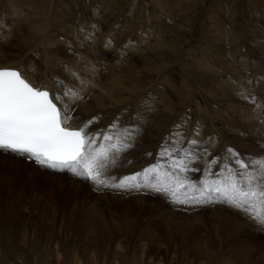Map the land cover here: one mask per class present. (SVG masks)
<instances>
[{"label":"rangeland","instance_id":"374dc122","mask_svg":"<svg viewBox=\"0 0 264 264\" xmlns=\"http://www.w3.org/2000/svg\"><path fill=\"white\" fill-rule=\"evenodd\" d=\"M49 1H51L52 3H47ZM54 1L57 2L55 3ZM70 1L73 2L72 5H70L72 3ZM76 1L77 0H0V41L10 46V52L12 56L25 54L23 57H25L26 63L28 65H39L40 68H43L44 64L46 65L47 61L48 63L55 65L54 58L58 55H54V49L56 47H52L53 39L57 38V40H61V42L65 43L71 40V42H73L75 40L76 34H78V32L80 31V28L77 26L79 22V20L77 19L84 17L85 11L90 12L88 9L82 8V5L83 7H85V5L87 6L88 3L92 0H82L84 2H82L81 0H78L77 2ZM112 1L113 0H111L110 2L112 3ZM114 1L118 2V5L117 2L116 4H114L115 2H113V5H116L115 7L118 8H116L117 12L113 13L114 11L111 10L110 3L108 5V9H110L111 11L109 10L105 12V15L107 17L109 15L110 19H112L111 17H113V15L117 13L119 16L117 14L116 16L120 19L118 21V24L120 25L118 26H124L125 22L126 24L133 23V26H138L141 31L144 30L146 34L148 33L153 37H150L148 39L151 44H156V38H158V40H160L161 42L163 41L165 43H169L170 47L173 48H169L170 50L166 49L165 53L162 54L165 55V57L162 56L156 58L159 59V63L157 64L158 66H156V70L158 71L151 74V77H153L155 80H149L150 84L152 82L151 87L149 86L151 89L148 88V90L146 91V95H148L149 97V100H147L148 103H151V101L154 100H158L157 103L160 104L167 98H169V103H174L176 101L174 104L176 105L173 112L174 115L172 114V116L176 121L178 120V125L172 132L170 131V133L163 132L164 135L162 136L164 137V139L167 140V142L171 143L174 139L182 138L184 142H186L188 136L200 135L202 132V134L205 133L204 135H206L208 129L209 131H211H208V133H210L215 139L219 140V142L224 141V139L226 140L229 134L230 136H233V134H238L241 137L245 136L243 138H246V141L248 140L247 143H250L251 141V143H253L254 139L252 137L254 136L255 138V129H250V125H252V122L256 116H260V119L263 117L264 119V94L259 95L258 93L256 97L248 98V100L250 99V101H247L246 103L235 100L233 102L231 101L228 104L222 102L221 98L218 97V95H220V81L223 83L225 82V84L223 85L224 88H226L227 79L231 81V79H233L232 76L235 78V74L237 73H240L238 76L241 77L246 76L247 78L252 79L254 76H257L262 80L264 79V45H262V43L264 42V0H181L180 2H177L179 0ZM79 3H81L80 6L78 5ZM180 3L182 6L180 5ZM58 4H60L61 7L58 6ZM133 4H135V6ZM161 5H163V7ZM41 6H44L45 15L44 13H42V11L39 12L38 10V7ZM65 6L67 9L69 7H74V11H76V13H68L69 15L66 16L67 18H63V12L66 9ZM170 7L172 9L176 8L177 10H172ZM58 10H60L62 13H59ZM120 10L121 12H119ZM171 11H174V14L173 12L171 13ZM20 13L26 15L25 18H22ZM38 13H40V15L43 17H40ZM48 13H50V17ZM46 15L48 18L46 17ZM128 15L132 16V20L131 18H126L128 17ZM138 15L142 18H140ZM35 17L41 18L40 20H42L43 18L44 22H39L40 20ZM68 18L71 20H68ZM35 19L38 21H36ZM37 22H39V25L44 23V27L45 25L46 27H50V32L41 33L38 29L39 25L34 24ZM89 24H91V22H89ZM165 25L167 28L165 27ZM76 26L78 28H76ZM161 26L165 27V29ZM222 29H224L225 31ZM254 30H256V32ZM218 31L223 34H221L220 32L218 34ZM59 32H61L62 34H60ZM165 32H167L168 35H166ZM251 32L253 33V35H251ZM254 32L256 34H254ZM40 35L41 37H43L42 39H40ZM225 36H227L228 38L226 39ZM253 36L255 38L257 36L258 37L256 39H253ZM261 36L263 37V39ZM30 38L32 39L29 40ZM77 38H79V35L76 37V39ZM39 39L41 40V42ZM144 39L146 38L136 35L134 37L132 36L129 40L131 44L137 46L138 44L144 42ZM217 39L220 40L218 41ZM36 40H38L40 43L38 41L36 43ZM213 40L216 42H214ZM224 41H226V43L228 42L229 47L228 44L226 45ZM257 42L261 43L258 45H260L262 49L257 45ZM47 43H50L51 45L49 44L48 46ZM25 44L27 45V47L24 46ZM99 44L102 45L101 40ZM225 45L227 46V49L226 47H224ZM21 46L25 47V50H23ZM50 46L52 48H50ZM69 46L71 45H69L68 43L62 45L61 54L67 55V53H70L72 56L77 57L79 53L76 52L75 49L70 50ZM237 46H240V49ZM232 47L233 49H237H234L233 51ZM223 48H225V51ZM228 50H230L231 52H229ZM226 52H229L228 54H230V56L232 55V53L233 55L235 54L237 56L230 57ZM170 53L172 54L169 55ZM240 53L242 56L240 55ZM97 54L99 55L100 59H103L99 63H102L101 65H103L104 63V65L106 66H114V64L117 63L114 58H111L112 54L105 52L103 49L97 50ZM224 55L227 56L226 59ZM166 58H168L169 60L167 59V61ZM199 58H203L202 60L205 59L204 62H208V68H211L209 69L210 72L200 71V74L204 72L212 74L222 73L226 76L221 75V77L217 79H214L215 77L210 78V81L209 79H207V77L202 78L195 76H200V74H198V63L200 60ZM213 58L214 60H211ZM161 59H164L165 61H161ZM230 59L232 60L229 61ZM131 61L133 64L135 62L137 63V60H134V62L133 59H131ZM4 62L8 61L2 59V63ZM187 63L188 65H186ZM181 64L183 65L181 66ZM137 65L141 67V62L136 64V66ZM146 66L147 63L145 62L144 67ZM161 67L165 68L163 69ZM228 67L229 69H227ZM142 68L143 67L139 69ZM165 69H172V71L165 74ZM230 69H232V71ZM159 71L161 72V74ZM60 76L57 73L55 76H53V79L54 82H61L60 85H63L67 77H64L63 75L61 77ZM183 78H186V80L188 78L187 85L183 83L185 82ZM180 80H182V82ZM262 80L258 81L259 85L261 84ZM178 82H181V84L178 85ZM190 83H192V85ZM168 86H172L170 87V89H172L173 91L169 90ZM217 86L219 87V89L218 91H215V89H217ZM250 86L253 88H258L255 82ZM212 88L214 90H212ZM169 91L171 92V94H169ZM175 92L180 94L186 93V97L182 102L180 97H174ZM172 93L174 96L172 95ZM215 96L216 98L218 97L217 100L213 99L215 98ZM258 96L259 99L257 100ZM87 99L85 100L91 104L93 103L91 97H89L88 100ZM179 102L181 103V106ZM184 103L186 104L184 105ZM186 106H188V108ZM184 108L186 110H184ZM224 110H227V112ZM257 111H259L260 114H258ZM216 115L217 117H219V119L215 117ZM208 116H210L209 118L211 120L207 118ZM196 118L198 119L196 120ZM221 118L225 119L222 120ZM221 120L223 122H221ZM244 121L246 123H244ZM234 125L236 127H234ZM245 125L247 126L245 127ZM216 126L221 132L223 130V136H225V138L222 137V133H218L220 131L216 129ZM155 128V130H157V127ZM239 128L241 129V132ZM111 129L113 128L111 127ZM242 129L246 132L248 131V133L244 132ZM213 130L214 132H212ZM249 133H252L253 135L251 136ZM219 134H221V136ZM222 143L224 144V142ZM256 147L261 148L263 151L260 154L257 153L258 155L255 153L250 154L251 159H258L260 155L264 157V148L259 145H256ZM7 159L3 160V158H0V205L3 206L5 204L6 206H8V204H10L8 208H10L11 206L15 207H11L13 211H10V218L17 217L20 214L24 217L23 219L28 220V222L25 221L24 224V226H27L25 227L27 231V237L25 238V240L28 241L29 239L30 241H32L34 238H36V233L32 234V230L35 228L36 232H40V234H43L41 236L43 237L41 238L42 241L48 244L58 245V257H56L54 254H49L50 257L48 255L42 257V260H44L45 262V259H49L46 264H257L258 261H261V258L259 259L257 254H261V252L264 251V236L260 233H258L257 235H250L248 232L254 231L255 225L250 224L248 226L247 223L244 222L243 218L238 217L237 214L229 211L227 208H220L219 210L209 209L205 210L203 213L202 211H196V213L186 211L185 209L180 210L178 208L169 207L167 201H155V199H153L154 197H150V199L146 202L134 198H128L130 199L128 200L126 198H122L121 194L113 196L110 193L101 198L99 195L96 196V194H91L90 190H87V186L85 185L84 189L88 192L89 196L85 193H80L77 196L74 194L73 188L69 190V185L67 187H65L66 183L65 185H62L64 182L62 183L59 179L70 182V180H68L64 176H52L53 174L46 170H43V172L45 173L40 171L41 173L45 174L41 176L42 174L35 172L33 169L30 170V168H28L27 166H23L21 168V171L17 174L14 171L9 170L11 168H9L8 162H5L8 161ZM182 163L190 165L191 167L194 166L190 162L186 163L183 158ZM250 166L252 169L255 167V165L252 164H250ZM233 167L236 168L235 165H233ZM127 197L130 196L128 195ZM155 203L161 205V207L158 209L159 206L157 207ZM184 211H186V213ZM2 216H4V214ZM34 218H40L43 222L45 221V223L47 222V224L49 225H44L42 227L44 229L39 228L38 224H34V222L39 221ZM226 218H228L229 220ZM231 219H235L238 222L234 224L233 222H231ZM13 220H17V218H13ZM242 224H244L245 226H242ZM234 225L241 226L242 231L237 232L236 229L234 230ZM16 226H19V223ZM238 226L236 228H238ZM231 236L235 239L233 240ZM240 239L243 240L240 241ZM242 242L245 243V245ZM241 244L242 247L249 246L251 250H254L251 252L250 261L244 260L243 250L245 249L241 247ZM22 246L24 247V249H26V243ZM21 254L24 255V260L18 262V264H41V259L37 258L34 260V258L30 257L29 252L26 251ZM67 256L69 257L68 259ZM91 256H93L94 258H91ZM38 260L40 262H38Z\"/></svg>","mask_w":264,"mask_h":264},{"label":"bare ground","instance_id":"6f19581e","mask_svg":"<svg viewBox=\"0 0 264 264\" xmlns=\"http://www.w3.org/2000/svg\"><path fill=\"white\" fill-rule=\"evenodd\" d=\"M92 1L89 2L87 6L85 5V7H83V5H82V8L88 9L90 12H86L83 9L85 11L84 17L81 16L82 18H78L77 19V20H79L77 26L80 28V31L78 32V34H76V37L79 35V38L76 39V37H75V40L73 41L74 43L71 42L72 40L66 42L69 45H71V46H69L70 50H74L75 49L76 52L79 53L77 57L76 56L75 57L72 56L70 53H67V55H62L61 54L62 53L61 46L65 45L66 43L65 42H61V40H57V38L56 39L54 38L52 47L53 48L56 47L54 49V55H58V56L54 58V63L57 66L52 65V64L48 63V61H47L46 65L44 64V67L40 68L39 65H33V66L31 64L28 65L26 63L25 57H23L25 54L24 55L23 54L20 55L18 53L19 54V55L17 54L18 56H12L11 52H10L11 51L10 46L8 44H4L3 42L0 41V61H1L0 62V68H2V67H19V68H21L24 71V73L29 77V79L31 81H33L36 85H40V84L41 85H46L48 88L51 89V91L55 90L57 87L59 88V86L61 84V82L60 83L54 82L53 76H55L58 73L59 76L63 75L64 77H67V79H66L67 81L65 80V82L62 85L63 87L61 88V90H64L65 92L60 96V98H61L60 100H61V103L63 104V106H64V108L66 110L70 109L68 111V113H67L69 115V117H70V119H69L70 124L73 127H79L82 124H84V125L87 124L86 128L88 130H93L92 133H96V130L100 128L101 130H103L104 133L108 132L109 134L115 135L117 138L122 139L124 141V143H127V142L129 143V145L131 146V148H130L131 151L128 154L121 155L122 162L120 163V158H119V162L118 163H117V159H115V164H114L113 168H111L110 170H102V177L101 178L106 180L107 185H112L114 182H116V180H118V178H116V179H115V177L113 178V175H117L118 177L124 176V178H125V177H130V176L136 175L137 173H143L144 170L147 169V167L149 166L148 162L150 161L149 160L150 159V155L151 156L153 155V151H155L154 149H156V148L159 151H162V148H164L166 146H167L166 148H168V146H170V145H174L175 147L181 148L184 143H191V146H192V145H194L192 143V141L195 140L197 142L195 144V147L199 151H201L203 153L204 152L207 153V151L209 149H212V150L214 149L215 151H217V152H215V156H214V157H216V153H218L217 156H219V155L223 156V155H227L228 154V153L227 154L224 153V152H227L228 149H235V150H238V153L240 155L244 156L245 159L248 162H250V160H252L251 157H250V154H252V153L260 154L263 151L261 148L256 147V145L257 146L259 145V146H262V148H264V141H263V137H264V119H263V117L260 119L259 118L260 116H256L255 117V119L252 122V125L249 124L251 126L250 129H253V128L255 129V138H254V136L252 137L254 139L253 143H251L252 142L251 139H250L251 142L249 141L250 143H247L248 140L246 141L245 140L246 138L245 139L243 138L245 136L241 137L238 134H233V136L232 135L230 136V134H229L228 138H226V140L224 139V141H222V142H224V144H223L222 142H219V140L215 139L210 133H208V131H209L208 129H207V134L206 135H204L205 133L202 134L203 133L202 132L200 135L188 136V139H187L186 142H184V140L182 138L174 139L171 143L167 142V140H165L162 135H164V133H167V132L170 133V131L172 132L178 125V120L176 121L173 118V116H172V114L174 112V109L176 107V105H174L176 101L174 100L175 101L174 103H169L168 102L169 98H167L166 100H163V101L161 100L162 103H160V104L157 103L158 100H154V99H153L154 101H151V103H148L147 100H149L148 99L149 97H148V95H146V91L148 90V88L151 87L152 82L150 84V81L155 80L153 77H151L152 76L151 74L156 73L158 71V70H156L157 69L156 66H158L157 64L159 63V59H156V58H159V57H162V56L165 57V55H162V54L165 53L166 49H169V48L173 49V48L170 47L169 43H165L163 41L161 42L156 37L155 38L157 40V43L156 44H151L148 39L150 37H152V36L150 34H148V33L146 34V32H144V30L141 31L140 28H138V26L137 27L133 26L132 22H131L132 24H126V22H125L124 26H118V25H120V24H118V21L120 19L116 16L117 13L113 15L114 18L111 17L112 19H110L109 15H108L109 18L105 15V12L110 10V9H108V7H109L108 5L111 3L110 2L111 0H94L93 2ZM180 1L181 0H179L177 2H180ZM50 2L51 1H49L47 3H50ZM70 2H72V1H70ZM76 2H74V3H76ZM82 2H84V1H82ZM113 2H115V1L114 0L112 1V3H111L112 6L110 4V7H111V10L114 11L113 13H115V12H117V10H116L117 7H115L116 5H113ZM116 2L114 4H116ZM72 4H73V2L70 5H72ZM167 4H170V3H167ZM70 5H68V6H70ZM78 5L80 6L81 3H79ZM117 5H118V2H117ZM133 5L135 6V4H133ZM180 5H181V3H180ZM58 6H60V4H58ZM161 6L163 7V5H161ZM45 8H46V6H45ZM65 8H66V6H65ZM114 8H115L116 11L114 10ZM5 9H7V8H5ZM66 9L63 12V16H64L63 18H65L67 15H69L68 13H76V11H74V7H69L67 10ZM38 10H39V12L42 11V13H44V15H45L44 6L38 7ZM172 10H177V9L175 8V9H172ZM58 11H59V13L61 12L60 10H58ZM119 12H121V10ZM172 12L174 14V11H171V13ZM46 13H47V11H46ZM80 13H81V10H80ZM139 13H141V12H139ZM20 14H21L22 18H25L26 15H24L23 13H20ZM38 14L40 15V13H38ZM49 14L50 13H48V15ZM40 17H43V16L40 15ZM46 17H47V15H46ZM49 17H50V15H49ZM131 17L132 16L128 15V17H126V18L130 19ZM35 18H37V17H35ZM69 18H68V20H71ZM140 18H142V17H140ZM37 19L40 20L41 18H37ZM121 19H123V18H121ZM42 20H40L39 22H44L43 18H42ZM108 20H110V21H108ZM131 20H132V18H131ZM36 21H38V20H36ZM60 21H62V20H60ZM39 22L34 23V24H38ZM89 22H91V24H89ZM56 23H57V20H56ZM101 23H104V24H101ZM135 23H137V22H135ZM43 24L44 23H42L40 25L38 24L39 25V27H38L39 31L41 33H43V32L49 33L51 28L48 27V26L46 27V25H45V27H46L45 28ZM77 26H76V28H78ZM147 27H149V26H147ZM165 27H166V25H165ZM165 27H162V28L165 29ZM150 29H151V27H150ZM166 30H168V29H166ZM166 30H164V31H166ZM222 30H224V29H222ZM222 30H221V32H222ZM254 31L256 32V30H254ZM219 32L220 31H218V34H219ZM255 32H254V34H256ZM59 33L62 34L61 32H59ZM165 33H166V35H168L167 32H165ZM173 34H175V33H173ZM214 34H215V32H214ZM221 34H223V33H221ZM136 35H139L140 37L143 36V37L146 38V39H144V42L138 44L137 46L131 44L130 40H129L132 36L134 37ZM251 35H253V33ZM36 36H37V34H36ZM254 36H253V39H256L259 35L256 38ZM40 37H41V35H40ZM225 37H226V39L228 38L227 36H225ZM42 38L43 37H41L40 39H42ZM47 38H46V40H47ZM135 38H137V37H135ZM31 39L32 38H30L29 40H31ZM36 39H37V37H36ZM258 39H261V38H258ZM262 39H263V37H262ZM34 40H35V38H34ZM100 40L102 42V45L99 44ZM174 40H175V38H174ZM228 40H230V39H228ZM37 41L38 40H36V43H37ZM50 41H52V40H50ZM231 41H234V40H231ZM40 42H41V40H40ZM214 42H216V41H214ZM224 42L226 43V41H224ZM50 43H52V42H50ZM50 43H47L48 46H49ZM263 43H262V45H264ZM26 44L24 45L25 47H27ZM227 44H228V42L226 43V45ZM258 44H261V43L257 42V45ZM176 45H177V42H176ZM226 45L224 47H226V49H227ZM179 46H180V44H179ZM258 46L260 47V45H258ZM25 47L21 46V48L23 50H25ZM52 47L50 46V48H52ZM228 47H229V44H228ZM237 47L240 49V46H237ZM260 48L262 49V47H260ZM12 49H14V48H12ZM99 49H103L105 52H108L109 54H112L111 58H114L117 63L114 64V66H112V65L106 66L103 63L104 67H103V65H101L102 63L99 64L101 62V60H103L102 58L100 59L99 55L97 54V50H99ZM223 49L225 51V48H223ZM232 49H233V47H232ZM234 49H233V51H234ZM258 50H259V48H258ZM228 51L231 52L230 50H228ZM209 52H211V51H209ZM175 53H179V52H175ZM233 53H232L231 56H237L235 54L233 55ZM171 54L172 53H170L169 55H171ZM225 55H224V57L226 59L227 56H225ZM228 55L230 56V54H228ZM240 55H241V53H240ZM250 55H252V54H250ZM2 59H5L8 62L2 63ZM47 59H49V58H47ZM51 59H53V58H51ZM131 59H133V61L137 60V63L134 61L135 62L134 63L135 65H134L132 63ZM167 59L168 58H166V60ZM180 59H177V60H180ZM202 59H200L199 63H198V68H199V73L198 74L201 73L200 71H202V72L203 71L210 72L209 69H211V68H208V65H207L208 62L205 63L204 62L205 59L204 60H202ZM232 59H230L229 61H231ZM42 60H44V59H42ZM42 60H41V62H42ZM163 60L161 59V61H163ZM211 60H214V58L211 59ZM191 61H192V59H191ZM217 61H219V60H217ZM229 61H228V63H229ZM140 62H141V67H143L142 69H139L141 67H139L138 65L136 66V64H138ZM145 62L147 63L146 67H144L145 66ZM164 63H166V62H164ZM182 65L183 64H181V66ZM186 65H188V63ZM191 65H192V63H191ZM221 65H223V64H221ZM230 65H232V64H230ZM225 66H226V64H225ZM27 67H28V69H27ZM161 68H163V67H161ZM178 69H180V68H178ZM227 69H229V67ZM232 69H234V68H232ZM232 69H230V70L232 71ZM230 70H229V72H230ZM249 70H251V69H249ZM164 71H165L164 73L166 74L168 72H171L172 69H170V70L169 69H167V70L165 69ZM222 71H223V69H222ZM251 72H249V73H251ZM259 72H261V71H259ZM204 73L200 74V76L199 75H195V76L202 77V78L203 77H205V78L207 77V79H209V81H210V78H214L215 77L214 79H217V78L221 77V75H223L222 73H220V74H218V73H216V74L205 73L204 74ZM160 74H161V72H160ZM230 74H232V73H230ZM239 74L240 73L235 74V76H236L235 78L232 76L233 79H231V81H229V79H227V87L226 88H224V85H223V84H225V82L223 83V82L220 81V84H221L220 92H219L220 95H218V97L221 98L222 102H225V103L228 104L231 101L233 102L235 100H239L241 102H245L246 103L247 101H250V99L248 100V98L256 97L258 95V93H259V95L260 94H264V90H263V88H264V84H263L264 83L263 82L264 79L262 80V79H260L257 76H254L252 79H250V78H247L246 76H242V77L238 76ZM223 76H226V75L224 74ZM155 78H156V76H155ZM193 79H195V78H193ZM63 80H64V78H63ZM183 80L185 81L183 83L185 85H187L188 78H187V80H186V78H183ZM259 80H262V82H263V83L261 82L260 85L258 83ZM180 81L182 82V80H180ZM173 82H174V80H173ZM181 82H178L179 83L178 85H180ZM254 82H255V84H256V86L258 88H253V87L250 86ZM165 84H168V83H165ZM190 84L192 85V83H190ZM218 86H219V84H218ZM218 86H217V89H215V91H218V89H219ZM170 87H172V86H170ZM170 87L168 86L169 90L173 91L172 89H170ZM192 88H193V86H192ZM212 90H214V89L212 88ZM65 93H67V95H65ZM59 94H60V92H58V95ZM169 94H171V92ZM185 94L184 93L180 94V93H176L175 92V94H174L175 96H174L173 93H172V95L174 97H176V98L180 97L181 102L186 97ZM89 97H91V99L93 100L92 104L85 100L87 98L89 99ZM63 98H64V101H62ZM217 98L215 96V98H213V99L217 100ZM172 99H174V98H172ZM258 99H259V96L257 97V100ZM86 102H87V104H86ZM211 102H212V100H211ZM211 102H209V103H211ZM177 103H178V101H177ZM185 104L186 103H184V105ZM198 104H199V102H198ZM180 106H181V103H180ZM198 106H200V105H198ZM223 106H222V108H223ZM186 107L188 108V106H186ZM201 107H199V108H201ZM252 108H254V107H252ZM184 110H186V109L184 108ZM194 110H197V109H194ZM211 110H212V107H211ZM224 111L227 112V110H224ZM230 112H231V110H230ZM235 113H236V111H235ZM257 113L260 114L259 111H257ZM242 114H240V115H242ZM71 115H72V117H71ZM217 115H218V113H217ZM217 115L215 117H217ZM231 116H233V115H231ZM209 117L210 116H208L207 118L210 119ZM217 118L219 119V117H217ZM197 119L198 118H196V120ZM224 119H222V120H224ZM222 120H221V122H223ZM240 120H241V117H240ZM89 121H91V123H88ZM237 122H238V120H237ZM224 123H225V121H224ZM244 123H246V122L244 121ZM247 125H245V127ZM111 127L113 129H111ZM155 127H157V130H155L156 129ZM234 127H236V126L234 125ZM216 129H218L217 126H216ZM205 130H206V128H205ZM237 130H238V127H237ZM239 130L241 132L240 128H239ZM218 131H220V130L218 129ZM251 131H253V130H251ZM209 132H211V131H209ZM212 132H214V130ZM244 132H246V131H244ZM150 133H153V134H150ZM218 133H222V137L225 138V136H223V130H222V132L220 131ZM246 133H248V131ZM253 134H254V132H253ZM253 134L251 133L250 135L252 136ZM165 135H167V134H165ZM219 135L221 136V134H219ZM222 137H220V138H222ZM135 142H136V144H135ZM139 143H140V145H139ZM255 143H256V145H255ZM160 144L162 145V148L159 147ZM101 148H103V147L101 146L98 150H100ZM111 157L112 156H110V159H111ZM0 158H3V160L9 158V159H7L8 161H5V162H8L9 168H11L9 170H12V171H14L17 174H18V172L21 171V168L23 166H27L28 168H30V170L33 169L35 172L42 174L41 176L45 175V174H43L45 172H43L41 167L35 166L32 163L31 164L30 163H26L23 159L9 157V156L4 155V154H0ZM258 159H264V157L262 155H260ZM232 165H235V167L237 168L236 164L233 163ZM143 166H145L146 168H143L142 170H140ZM17 168H19V169H17ZM40 171H42L43 173H41ZM52 176H58V175H52ZM59 176H62V175H59ZM65 178H67V177H65ZM67 179L70 180V182H67V181L61 180V179H59V180L62 183L64 182L62 185H65V183H66L65 187H67L69 185V187H70L69 190L73 188L75 195L78 196L80 193H83V194L85 193L86 195H88V192L84 189V185H85L84 183L79 182L76 179H71V178H67ZM72 182H75V183H72ZM137 183H138V180H137ZM88 186L91 187V188L87 187V190H90L91 194H96V196L99 195L101 198L103 196H105L106 194H109V193H101V191L116 192V194L115 193H110L113 196H116L117 192L125 191V192H121V196L124 199L125 198L126 199L134 198V199L142 200V201H145V202L150 199V196H144V191H146V189L143 188V187H139V188H113V187L106 186V185H97L94 182L89 184ZM99 187H101L102 189H100ZM92 188H95V189L99 190L100 192H96ZM151 189L152 188L149 187L148 191H151ZM153 193H159V192H156L153 189ZM122 194H126V195H122ZM128 195L130 197H127ZM152 196L154 197L153 199H155V201L156 200L167 201L168 204H169V207L178 208L180 210L185 209L186 211H189V212H196V211H200L201 212L202 211V213L205 210H209V209H205V207H201L200 205L177 203L171 197L167 198V197L159 196V195H155V194L152 195ZM128 200H130V199H128ZM1 204H2V202H1ZM155 204L157 205V207L159 206L158 209L161 207V205H159L157 203H155ZM8 206H10V204H8ZM8 206H6L5 204L3 206L0 205V264H16V263L18 264V262L24 260V255H22L21 253L26 252V251L30 253V257L34 258V260L37 259V258L41 259L40 260L41 262L38 260V262H40L41 264H43V263L46 264V262H48L49 259L48 260L45 259L46 262L44 260H42V257H45L46 255L49 256V254H54L56 257H58V247H57L58 245L48 244V243L42 241L41 238H43V237H41V236L43 234H40V232H36L35 228L32 230V234L36 233L35 234V235H37L36 238H34L32 241H30L29 239H28V241L25 240V238L27 237L26 236L27 231H26L25 227H27V226H24V224H25V221L28 222V220L27 219H23L24 217L22 215H20V214L17 217H13L14 219L17 218V220H13L12 217L10 218V211H13V209H11V207L12 208H15V207L11 206L10 208H8ZM214 209L219 210L220 208H214ZM227 209L229 211H232L233 213L237 214L238 217L243 218L244 222L247 223L248 226L250 224H254L255 225V230L248 232L250 235H257L258 233H260V234H262L264 236V228H262L257 222H255L254 218L250 217L249 214L245 213L241 209H232V208H227ZM186 211H184V212L186 213ZM3 214H4V216H2ZM167 216H168V212H167ZM197 218H198V216H197ZM230 218H232V217H230ZM34 219H36V218H34ZM226 219H228V218H226ZM36 220L39 221V222H34V224H38L39 228H42L44 225L47 224V222L46 223H45V221L43 222L40 218H38ZM234 220L235 219H233V220L231 219V222H233L234 224L238 222V221H236V220L234 221ZM219 222H220V220H219ZM18 223H19V226H16ZM47 225H49V224H47ZM234 226H235L234 230L236 229L237 232L242 231L241 226L237 225L238 228H236L237 227L236 225H234ZM242 226H245V225L242 224ZM42 229H44V228H42ZM97 237H98V235H97ZM55 238H56V236H55ZM231 238H233V237L231 236ZM234 239L235 238H233V240ZM54 240H56V239H54ZM242 240L240 239V241H242ZM47 242H49V241H47ZM25 243H26V249H24V247L22 246ZM54 243H56V242H54ZM229 243H230V240H229ZM243 244L245 245V243H243ZM248 244H250V243H248ZM241 247H242V244H241ZM190 248H192V247H190ZM242 248L245 249V250H243L244 260L245 261H250L251 260V258H250L251 252L254 251V250H251L249 248V246H244ZM229 250H230V248H229ZM93 256H91V258ZM257 256L259 257V259L261 258V261L260 262L258 261L257 264H264V251L261 252V254H257ZM69 257H70V255H69ZM69 257L67 256V259ZM99 259H98V261H99Z\"/></svg>","mask_w":264,"mask_h":264},{"label":"snow or ice","instance_id":"6c2138e0","mask_svg":"<svg viewBox=\"0 0 264 264\" xmlns=\"http://www.w3.org/2000/svg\"><path fill=\"white\" fill-rule=\"evenodd\" d=\"M46 87L32 85L17 70L0 69V150L22 155L42 167L67 170L97 185L139 188L141 185L137 180L142 176L143 186L170 194L177 203L200 205L224 202L243 210L264 228V159L253 158L249 163L236 159L240 169H247L249 164L255 167L252 171L236 172L225 164L226 175L218 180L206 179L199 187L176 175L150 183V174L157 172L155 166L145 169L142 174L125 177L118 184L107 185L106 180L101 178L102 170L115 163L116 155L130 145L118 138L116 143L100 150L93 148L94 137L85 131L87 124L78 130H71L67 114L70 109L62 114V108L54 102L61 98L55 94L50 96ZM103 139L111 141L113 137L104 135ZM192 143L195 145L197 142L193 140ZM227 152L225 159L236 155L232 149ZM173 167L181 172L187 170V165L182 162L174 163ZM184 189L186 191L181 193Z\"/></svg>","mask_w":264,"mask_h":264}]
</instances>
